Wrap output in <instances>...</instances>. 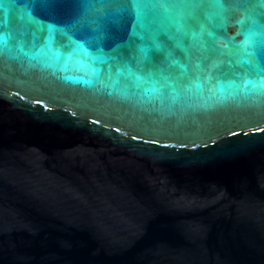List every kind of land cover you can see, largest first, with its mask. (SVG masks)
<instances>
[{"label":"water","instance_id":"1","mask_svg":"<svg viewBox=\"0 0 264 264\" xmlns=\"http://www.w3.org/2000/svg\"><path fill=\"white\" fill-rule=\"evenodd\" d=\"M0 264H264V0H0Z\"/></svg>","mask_w":264,"mask_h":264}]
</instances>
